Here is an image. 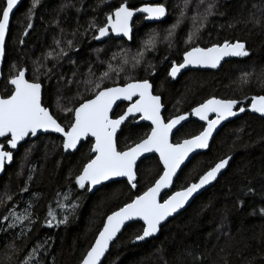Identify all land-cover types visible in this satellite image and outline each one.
I'll use <instances>...</instances> for the list:
<instances>
[{
	"label": "trees",
	"instance_id": "1",
	"mask_svg": "<svg viewBox=\"0 0 264 264\" xmlns=\"http://www.w3.org/2000/svg\"><path fill=\"white\" fill-rule=\"evenodd\" d=\"M31 2L24 0L11 19L0 96L9 94L6 80L13 72V65L26 69L29 80L35 78L34 69L39 68L45 102L66 128L70 113L58 109L57 98L62 97L61 104L68 103L77 93L76 81L84 79L90 66L97 75L103 72L113 53H120L121 43L130 49V56L135 54L142 40L147 39L149 29L159 36L155 51L145 52L140 65L135 69L128 65L126 70L136 79L146 78L152 83L153 93L162 98L165 120L187 113L209 98L235 99L241 102L239 106L246 107L252 96L264 95V0H205L199 11L209 3H214L215 7L195 43L210 47L239 40L246 43L249 55L228 61L217 71H190L176 80L168 77L170 63L182 61L188 47L185 40L192 24L190 17L199 0L189 4L188 18L175 29L171 49L162 38L180 15L178 5L182 6L183 0L160 2L168 12L163 22L146 24L143 17L136 18L133 24L136 36L130 43L124 40L113 43L112 39L99 44L92 39L95 29H90V24H105L106 17L122 3L136 8L151 0H40L34 11L33 27L23 35ZM3 6L4 0H0V8ZM67 40L72 41L71 48ZM61 48L67 55H59ZM98 48L101 51L97 52ZM48 53H52V58L45 59ZM149 63L154 66L155 75L150 74L153 69L148 68ZM46 70H50L47 75ZM244 73L251 74L246 84L241 82ZM69 80L73 82L68 83ZM118 82L124 83L123 73ZM125 107V104L120 105L113 116L119 115ZM202 127L189 122L173 136L172 142L197 135ZM149 131V126L138 124L131 139L127 133L118 135V147L125 148ZM61 145L62 139L54 135L24 143L0 177V197L5 191L10 196L0 202V264H18L38 243L44 245L36 256L42 264H80L107 215L151 186L161 168L158 159L152 156L140 167L135 189L122 181L102 186L89 195L75 185L74 178L90 155V143L84 142L76 153L66 155ZM229 155L233 158L225 173L185 211L164 225L158 237L133 243L141 224H131L111 246L102 264H264L263 119L246 113L228 123L215 136L209 150L197 155L181 171L173 191L197 180L220 158ZM195 160L198 164L193 168ZM65 193H70L68 199ZM69 201L78 205L71 214ZM29 203L33 205L30 212L34 223L25 222L24 226L29 229L26 237L15 239L13 233L20 232V227L8 229L4 217L9 210L22 212ZM65 216L68 217L66 223L56 227ZM48 221L54 226L48 227ZM13 243L15 252L5 247Z\"/></svg>",
	"mask_w": 264,
	"mask_h": 264
},
{
	"label": "snow or ice",
	"instance_id": "2",
	"mask_svg": "<svg viewBox=\"0 0 264 264\" xmlns=\"http://www.w3.org/2000/svg\"><path fill=\"white\" fill-rule=\"evenodd\" d=\"M18 2L19 0H4V6L0 8V58L4 55L5 36L10 24V14L17 7ZM191 2L192 0H183V5H178L180 15L162 38L167 42L169 49L174 47L172 37L175 29L183 19L188 18L186 13ZM204 3L205 0H199L190 17L192 24L185 40L188 47L183 52L182 62L172 61L170 63L168 76L173 79L177 77L181 69L189 66L215 69L225 57L242 58L249 55L246 43L239 40L225 41L223 44H213L210 47H201L195 43V40L199 38L198 34L205 27L208 17L213 15L212 10L215 7L214 3H209L201 12L199 8ZM39 4L40 0H32L26 13L28 23L23 35H27V30L33 27L34 11ZM135 12L146 14L144 16L146 20L161 21L166 16L167 9L164 4L156 3L133 10L122 3L106 17L105 24L96 25L93 23L89 25L90 29H95L92 39L102 41V43H107L112 40V37L119 38L121 41L134 40L136 34L130 27V21H132ZM146 36L147 39L142 40L141 47L131 56L129 55L130 49L121 43L120 53H113L106 62L105 70L99 75L90 66L84 79L76 81L77 93L68 100L67 104L60 103L62 97L57 98L58 109L65 114L70 113L67 117L69 121L67 128L59 122L45 102L43 85L39 80V68L34 69L35 78L29 80L26 78V69H17L13 65V72L6 80V84L11 86L6 89L9 94L0 96V138H4L0 141V171L4 170L6 162L13 160V152L5 150V143L8 149H17L21 142L28 143L31 138H38L40 134L47 133H58L63 138L61 146L65 152L78 150V145H81L82 142L90 143V155L82 164L79 174L74 178L75 185L86 192L98 190L97 186H107V182H122L121 178L126 180L127 185L132 189H135L140 167L152 159L151 155L146 154L158 155L157 163L162 166L158 172V178H155L154 183L145 191L137 193L130 202L107 215L102 230L99 231L94 244L82 258L81 264H101V258L108 251L110 243L117 239V234L121 233L127 222H142L140 232L133 237V243L155 236L161 230L162 225L174 214L179 213L194 194L216 181L222 174V170L229 165L231 156L219 159L207 171L199 175L197 180L187 183L180 190L173 191L171 195L165 194L166 198L161 199L162 190L172 187L174 178L182 170L181 166L187 167L195 159V155L190 157V154H196L200 149H207L218 126L246 110L244 106L238 107L241 102L235 99L209 98L191 110V115L204 122L202 130L190 138L172 142L171 136L175 134L173 130L180 132L183 127L181 122L186 121L188 115H176L165 120L162 114L164 107L162 98L153 94L152 83L146 78L136 79L126 70L128 65H131L133 69L140 65L145 52L155 51L159 39L158 33L149 29ZM112 42L116 41L112 40ZM56 43L59 47L60 41L57 40ZM66 43L69 48L72 47L71 40H67ZM96 51L99 52L101 49L98 48ZM59 55H67V51L61 48ZM49 58H52V53L46 54L45 59ZM164 59L167 60V57ZM113 61L116 62L115 65ZM101 63L105 62L101 61ZM148 68H152L153 71L150 74L155 75L154 66L151 63ZM48 71L50 70L45 71V75ZM121 73L124 74L123 84L118 82ZM250 75V73L242 74L241 82L248 83ZM61 78L63 79V77ZM72 82L68 81V83ZM81 86L82 91L80 90ZM118 101L129 103L126 110L113 116L114 106H119ZM249 110L264 117V95L252 96ZM210 114H214V118H210ZM138 121L150 122V131L120 149L118 133L120 135L127 133L131 139L136 134ZM26 138L28 139L26 140ZM28 179L31 180L32 176L30 175ZM26 190L27 187L24 191ZM64 195L65 199H68L70 193ZM4 198L10 199L7 191L0 197V202ZM69 202L71 207L68 211L71 214L74 213L78 205ZM32 207L33 205L29 203L22 212L9 210L4 217V220L8 221V229L20 227V232L13 233L15 239L26 237L29 229L24 226L25 222L34 223L30 212ZM261 214L264 215V210H261ZM49 216H52L51 212H49ZM67 219L68 217L65 216L55 226L59 227L60 224L66 223ZM47 226L53 227L54 225L48 221ZM5 247H11L14 252L17 251L14 243L12 245L5 244ZM43 247V244H36L24 259L18 261V264H42L36 259V256Z\"/></svg>",
	"mask_w": 264,
	"mask_h": 264
},
{
	"label": "water",
	"instance_id": "3",
	"mask_svg": "<svg viewBox=\"0 0 264 264\" xmlns=\"http://www.w3.org/2000/svg\"><path fill=\"white\" fill-rule=\"evenodd\" d=\"M23 1H24V0H19L17 7H15V8L13 9V12L10 14V23H11V19H12L13 15L15 14L16 10L20 7V5L22 4ZM160 1H161V0H152V2H153L154 4L159 3ZM123 4H125L129 9H133V10L138 9V8H141V7H146V6L154 5V4H143V5H140V6H138V7L135 8V7H130L127 3H123ZM145 15H146V14H144V13H140V12H135V13H134V16H133V18H132V21H130V27L133 29V31H134L133 24H134L135 19H136L137 17H139V16H141V17L144 18ZM167 15H168V12H167L166 16H165L164 18H162L161 21H149V20H146V19H144V21H145L146 24H156V23H160V22H163V21L166 20ZM105 23H106V22H105ZM9 28H10V24H9ZM9 28H8V30H7V32H6V36H5V44H6L7 35H8V33H9ZM112 38L115 39V40H120L119 38H116V37H112ZM103 39H107V38H103ZM124 41H126L127 43H130V42H131V41L127 40V39H125ZM95 42H96V43H102V41H96V40H95ZM5 44H4V51H5ZM237 58H238V57H225L223 60H221L220 65H218V67L215 68V69H212V68H200V67H195V68H194V67L189 66V67H187V68H185V69H181V71L177 74V77H176L175 79H173V78L170 77V76H169V77H170L172 80H176V79H178L182 74H185V73H187V72H189V71H204V72H205V71H217V70L220 69V67H221L224 63H226V62H228V61H230V60H233V59H237ZM182 60H183V58H182ZM3 63H4V55H3L2 58H0V83H1V81H2V69H3ZM26 78H27V76H26ZM10 87H11V86H10ZM153 94H154V93H153ZM128 103H129V102H127V101H118V102H117V104H118L119 106L122 105V104H125V105L127 106ZM250 104H251V102H250ZM250 104H249L247 107H245L246 110H245L244 113H249V114H251V115H254V116H257V117H259V118H261V119H264V117H261L258 113H253V112H251V111L249 110V109H250ZM119 106H118V107H119ZM118 107L114 106V111H113L112 115H114V113H115V111H116V109H117ZM124 110H126V107H125ZM191 110H192V109H191ZM191 110H190V114H191ZM163 112H164V107H163V109H162V114H163ZM242 114H243V113H239L237 116H235V117H231V118H229V120L222 122V124H221L220 126H218L217 130L214 132L213 137L210 139V141H209V147H208L207 149H200V150H197V153H196V154H190V157H191L192 155H195V157H196V156L199 155V154H203V153L207 152V151L209 150V148H210V145H211L213 139H214L215 136H216V135L222 130V128H224L228 123L232 122L233 120H235V119L241 117ZM187 115H188V119H187L186 121H182V122H181L183 126H184V124H185L186 122L189 121V114H187ZM210 118H214V114H210ZM191 119H192V121H195V122L199 123L200 125H203V126H204V122H203V121H200L198 117L191 115ZM138 124H145V125H147V126L150 127V122H148V121H138ZM178 127H180V126H178ZM173 132H174L175 134L177 133V132L175 131V129L173 130ZM175 134H174V135H175ZM45 135H54V136H56V137H59V138L63 139L58 133L40 134V135L38 136V138H39L40 136H45ZM118 135H119V133H118ZM174 135L171 136V140L173 139V136H174ZM2 139H4V138H0V141H1ZM27 139H28V138H26V140H27ZM36 139H37V137H33V138H31L30 141H34V140H36ZM83 143H84V142H82V144H83ZM23 144H24V142H21V144L17 146V149H8V148H7V150L12 151V152H13V155H14V154L18 151V149L20 148V146H22ZM82 144H81V145H82ZM81 145H78V149H79V147H80ZM77 151H78V150H76V151H71V150H70V151H68V152H65V151L63 150V148H62V152H63L64 155H66V154H74V153H76ZM146 155H151V156H154V157H156V158L158 159V155H155V154H146ZM229 156H231V157L233 158V155H229ZM231 160H232V159H231ZM231 160L229 161V164H230ZM12 163H13V160H12L11 162H6L5 167H4V170H3V171H0V177L3 176V175L5 174L6 167L9 166V165H11ZM186 163H187V161H186ZM161 167H162V166H161ZM181 167H182V170L185 168L183 165H182ZM228 167H229V165L226 167V169L222 170V174L225 173V171L228 169ZM182 170H180V171L178 172V176L174 178V183H175L176 179L179 177V175H180V173H181ZM222 174H220V175L218 176V179L220 178V176H221ZM218 179H217V180H218ZM217 180H216V181H213L211 184L205 186V188L202 189V190H200L197 194H194V196L189 200V202L185 205V207H184L183 209H181V210L179 211V213L174 214L173 217H170V218L168 219V221H166V222L162 225V227H163L164 225H166L170 220L174 219L175 217L179 216L183 211H185V210L189 207V205H190V204H191V203H192V202H193L198 196H200L203 192H205V191L208 190L210 187H212V186L217 182ZM121 181L127 183V181H126V180H123V178H121ZM110 183H112V182H107V184H110ZM174 183H173L172 187H170V188H168V189H164V190H162V192H161V199H162V196H163L164 194H166V193H170L169 195L172 194V192H173V187H174ZM102 186H103V185H101V186H97V189L99 190ZM128 186H129V185H128ZM95 191H97V190H94L93 192H88V194H89V195H92ZM117 210H118V209H117ZM110 214H111V213H110ZM105 220H106V218H105ZM105 220H104V221H105ZM134 223H140V224H142L141 221H130V222H127L126 225H125V227L122 228L121 233H118V234H117V239H118V237L122 234V232L124 231L125 228H127L129 225L134 224ZM162 227H161V229H162ZM102 228H103V225H102V227H101L100 230H102ZM100 230H99V231H100ZM160 231H161V230H160ZM160 231H159L155 236H153V237H149V238H146L144 241H139V242H135V243H136V244H140V243H144L145 241L150 240V239H152V238H156V237L159 236ZM98 234H99V232L97 233L96 237L98 236ZM96 237L94 238L92 244H94ZM117 239H115L113 242L110 243L108 251H107V252L105 253V255L101 258V264H102L103 260L105 259L106 255L109 253V250H110L111 246L114 244V242H115ZM89 250H90V248H89ZM89 250H88V251H89ZM86 253H87V252H86ZM80 264H81V263H80Z\"/></svg>",
	"mask_w": 264,
	"mask_h": 264
},
{
	"label": "bare ground",
	"instance_id": "4",
	"mask_svg": "<svg viewBox=\"0 0 264 264\" xmlns=\"http://www.w3.org/2000/svg\"><path fill=\"white\" fill-rule=\"evenodd\" d=\"M161 1H162V0H161ZM161 1H160V2H161ZM160 2H159V3H160ZM146 4H154V3H153L152 0H151V3H146ZM142 5H143V4H142ZM139 17H141V16H139ZM144 22H145V21H144ZM114 40H115V39H114ZM125 42H126V41H125ZM97 44H99V43H97ZM238 58H239V57H238ZM233 60H234V59H233ZM230 61H231V60H230ZM181 62H182V61H181ZM169 70H170V69H169ZM189 72H190V71H189ZM202 72H204V71H202ZM205 72H212V71H205ZM168 77H169V76H168ZM169 78H170V77H169ZM170 79H171V78H170ZM205 101H206V100H205ZM205 101H204V102H205ZM250 102H251V101H250ZM202 103H203V102H202ZM249 104H250V103H249ZM197 106H198V105H197ZM195 107H196V106H195ZM238 107H239V105H238ZM246 107H247V106H246ZM193 108H194V107H193ZM184 114H189V121L186 122L184 125L188 124L189 122H195V121H192V119H191L190 111L187 112V113H184ZM244 114H246V113H243L241 116H243ZM247 114H249V113H247ZM181 115H183V114H181ZM250 115H251V114H250ZM252 116H254V115H252ZM256 117H257V116H256ZM258 118H259V117H258ZM260 119H261V118H260ZM263 120H264V119H263ZM196 123H197V122H196ZM198 124H199V123H198ZM217 162H218V161H217ZM215 163H216V162H215ZM215 163H214V164H215ZM214 164H213V165H214ZM213 165H212V166H213Z\"/></svg>",
	"mask_w": 264,
	"mask_h": 264
},
{
	"label": "rangeland",
	"instance_id": "5",
	"mask_svg": "<svg viewBox=\"0 0 264 264\" xmlns=\"http://www.w3.org/2000/svg\"><path fill=\"white\" fill-rule=\"evenodd\" d=\"M3 91H4V89H3ZM65 104H67V103H65ZM63 115L65 116V114H63ZM226 133H227V132H226ZM197 161H198V160H195V161L193 162V165H192V166H193V168H194V167H196V165L198 164V162H197ZM193 168H192V169H193ZM187 171H188V170H187Z\"/></svg>",
	"mask_w": 264,
	"mask_h": 264
},
{
	"label": "flooded vegetation",
	"instance_id": "6",
	"mask_svg": "<svg viewBox=\"0 0 264 264\" xmlns=\"http://www.w3.org/2000/svg\"><path fill=\"white\" fill-rule=\"evenodd\" d=\"M137 18H138V17H137ZM135 20H136V19H135ZM143 21H144V20H143ZM105 22H106V19H105ZM112 39H113V38H112ZM0 84H1V83H0ZM202 126H203V125H202ZM2 140H3V139H2ZM2 140H1V141H2ZM210 146H211V145H210ZM5 148H6L5 150H7V144H6V143H5ZM222 158H224V157H222ZM222 158H220V159H222ZM211 167H212V166H211Z\"/></svg>",
	"mask_w": 264,
	"mask_h": 264
}]
</instances>
